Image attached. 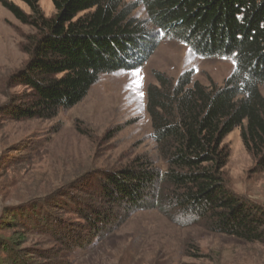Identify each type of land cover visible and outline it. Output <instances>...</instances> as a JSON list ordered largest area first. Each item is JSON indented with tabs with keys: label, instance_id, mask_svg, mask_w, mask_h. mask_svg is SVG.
Here are the masks:
<instances>
[{
	"label": "trees",
	"instance_id": "16d2710c",
	"mask_svg": "<svg viewBox=\"0 0 264 264\" xmlns=\"http://www.w3.org/2000/svg\"><path fill=\"white\" fill-rule=\"evenodd\" d=\"M51 2L55 15L45 18L38 0H0L34 32L21 45L27 62L13 78L29 93L13 97L5 107L16 121L52 120L76 107L101 75L141 67L162 39L183 44L201 59L234 64L221 87L194 81L191 71L175 82L155 75L156 84L146 91V112L157 157H138L129 168L98 177L100 200L108 208L82 216L86 235L105 236L116 209L130 213L159 208L164 201L218 234L264 245V209L226 187L228 152L222 145L239 129L255 161L253 172H264V0ZM140 8L144 19L133 15ZM69 234L68 249L83 246L84 238ZM11 248L0 246L10 264H29L13 259Z\"/></svg>",
	"mask_w": 264,
	"mask_h": 264
},
{
	"label": "rangeland",
	"instance_id": "374dc122",
	"mask_svg": "<svg viewBox=\"0 0 264 264\" xmlns=\"http://www.w3.org/2000/svg\"><path fill=\"white\" fill-rule=\"evenodd\" d=\"M38 7L45 18L54 17L51 0H38ZM143 12L133 15L144 19ZM33 33L0 6V246L13 247V259L29 264H264V245L218 234L164 201L159 208L114 210L103 237L91 239L82 230L83 215L108 208L100 200L98 177L129 168L138 157H157L146 112V91L156 84L155 75L175 82L191 71L194 81L221 87L233 62L201 59L183 44L162 39L141 67L101 75L76 107L52 120L16 121L5 107L29 93L13 78L27 62L21 45ZM222 145L228 152L226 187L264 209V172H253L255 161L240 130ZM69 233L84 238L83 246L68 249ZM9 261L0 249V264Z\"/></svg>",
	"mask_w": 264,
	"mask_h": 264
},
{
	"label": "snow or ice",
	"instance_id": "6c2138e0",
	"mask_svg": "<svg viewBox=\"0 0 264 264\" xmlns=\"http://www.w3.org/2000/svg\"><path fill=\"white\" fill-rule=\"evenodd\" d=\"M134 75H138V73H134ZM140 98H141V99L143 98V93H141Z\"/></svg>",
	"mask_w": 264,
	"mask_h": 264
}]
</instances>
